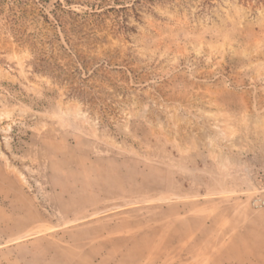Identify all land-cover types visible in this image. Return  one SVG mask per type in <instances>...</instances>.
I'll list each match as a JSON object with an SVG mask.
<instances>
[{"label":"rangeland","instance_id":"1","mask_svg":"<svg viewBox=\"0 0 264 264\" xmlns=\"http://www.w3.org/2000/svg\"><path fill=\"white\" fill-rule=\"evenodd\" d=\"M0 264H264V0H0Z\"/></svg>","mask_w":264,"mask_h":264}]
</instances>
